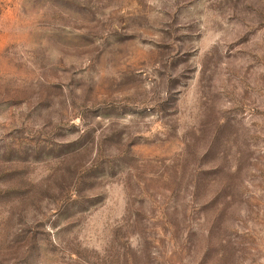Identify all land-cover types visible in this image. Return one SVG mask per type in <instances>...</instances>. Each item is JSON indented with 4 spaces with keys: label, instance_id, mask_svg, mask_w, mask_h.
I'll list each match as a JSON object with an SVG mask.
<instances>
[{
    "label": "rangeland",
    "instance_id": "rangeland-1",
    "mask_svg": "<svg viewBox=\"0 0 264 264\" xmlns=\"http://www.w3.org/2000/svg\"><path fill=\"white\" fill-rule=\"evenodd\" d=\"M0 264H264V0H0Z\"/></svg>",
    "mask_w": 264,
    "mask_h": 264
}]
</instances>
